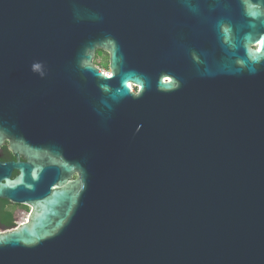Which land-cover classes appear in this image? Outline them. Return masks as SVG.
I'll use <instances>...</instances> for the list:
<instances>
[{
  "label": "water",
  "instance_id": "1",
  "mask_svg": "<svg viewBox=\"0 0 264 264\" xmlns=\"http://www.w3.org/2000/svg\"><path fill=\"white\" fill-rule=\"evenodd\" d=\"M5 142L0 264H264V0H0Z\"/></svg>",
  "mask_w": 264,
  "mask_h": 264
},
{
  "label": "flooded vegetation",
  "instance_id": "2",
  "mask_svg": "<svg viewBox=\"0 0 264 264\" xmlns=\"http://www.w3.org/2000/svg\"><path fill=\"white\" fill-rule=\"evenodd\" d=\"M137 89L138 88L136 87L135 90L137 91ZM19 160L26 161V158L24 156L18 158L15 153L9 148L8 142H5V144L0 147L1 162H15ZM18 174L19 171L17 169H13L11 177L15 178ZM30 210L31 208L29 205L13 203L7 199H0V231L8 230L19 225L22 222L20 221L21 213L24 211H29L30 213ZM7 214L11 215V218L5 219V215Z\"/></svg>",
  "mask_w": 264,
  "mask_h": 264
},
{
  "label": "rangeland",
  "instance_id": "3",
  "mask_svg": "<svg viewBox=\"0 0 264 264\" xmlns=\"http://www.w3.org/2000/svg\"><path fill=\"white\" fill-rule=\"evenodd\" d=\"M98 53V52H97ZM95 63L101 67L104 71H109V55L107 52L102 51L99 55H96ZM29 215V211H24L21 213L20 221H24L27 219Z\"/></svg>",
  "mask_w": 264,
  "mask_h": 264
},
{
  "label": "trees",
  "instance_id": "4",
  "mask_svg": "<svg viewBox=\"0 0 264 264\" xmlns=\"http://www.w3.org/2000/svg\"><path fill=\"white\" fill-rule=\"evenodd\" d=\"M101 52H102V50H99L97 54L99 55V53H101ZM7 218H11V215H8V214L5 215V219H7Z\"/></svg>",
  "mask_w": 264,
  "mask_h": 264
},
{
  "label": "bare ground",
  "instance_id": "5",
  "mask_svg": "<svg viewBox=\"0 0 264 264\" xmlns=\"http://www.w3.org/2000/svg\"><path fill=\"white\" fill-rule=\"evenodd\" d=\"M106 72H108L109 73V71H106ZM134 87V86H133Z\"/></svg>",
  "mask_w": 264,
  "mask_h": 264
}]
</instances>
